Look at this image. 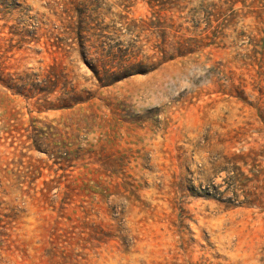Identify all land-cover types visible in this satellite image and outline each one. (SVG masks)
<instances>
[{"label": "rangeland", "instance_id": "obj_1", "mask_svg": "<svg viewBox=\"0 0 264 264\" xmlns=\"http://www.w3.org/2000/svg\"><path fill=\"white\" fill-rule=\"evenodd\" d=\"M0 264H264V0H0Z\"/></svg>", "mask_w": 264, "mask_h": 264}]
</instances>
